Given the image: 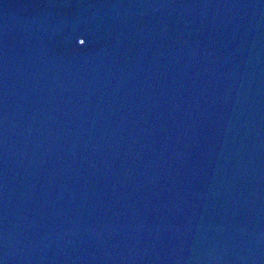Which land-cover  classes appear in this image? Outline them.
<instances>
[{
    "label": "water",
    "instance_id": "95a60500",
    "mask_svg": "<svg viewBox=\"0 0 264 264\" xmlns=\"http://www.w3.org/2000/svg\"><path fill=\"white\" fill-rule=\"evenodd\" d=\"M0 264H264V0H0Z\"/></svg>",
    "mask_w": 264,
    "mask_h": 264
}]
</instances>
